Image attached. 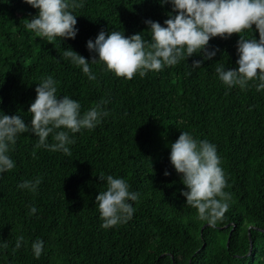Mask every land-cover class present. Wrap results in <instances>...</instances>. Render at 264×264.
Segmentation results:
<instances>
[{"label":"trees","instance_id":"1","mask_svg":"<svg viewBox=\"0 0 264 264\" xmlns=\"http://www.w3.org/2000/svg\"><path fill=\"white\" fill-rule=\"evenodd\" d=\"M77 3L83 7L71 10L75 38L56 37L51 43L25 27L38 9L25 0H0V116L19 115L30 127L35 89L48 76L56 81L57 97L76 100L81 115L97 104L107 113L93 129L69 132L75 141L67 145L71 155L37 148L39 138L31 131L10 144L15 167L0 173V264H264V90L257 91L258 78L244 89L229 87L216 72L219 65L238 68L240 35L259 40L255 25L211 38L206 47L217 50L211 59L194 53L128 80L109 71L87 41L94 42L102 30L120 31L140 33L147 45L146 21L166 26L176 14L173 5ZM69 48L89 61L95 80L63 57ZM195 60L203 61L199 68L192 66ZM182 132L215 145L220 157L227 181L223 191L231 198L214 226L186 203L182 174L171 164V143ZM46 143H56L53 134ZM109 175L125 179L137 200L129 201L135 209L131 219L105 229L95 197L107 190ZM36 178L41 182L35 192L18 187ZM36 240L43 241L39 258L32 249Z\"/></svg>","mask_w":264,"mask_h":264},{"label":"clouds","instance_id":"2","mask_svg":"<svg viewBox=\"0 0 264 264\" xmlns=\"http://www.w3.org/2000/svg\"><path fill=\"white\" fill-rule=\"evenodd\" d=\"M38 9V15L32 17L25 27L38 37L53 42L56 37L75 38L78 29L76 16L71 10L82 8L77 0H25ZM163 5L171 3L175 15L159 22L147 20L150 26L151 43L146 45L140 33L125 36L120 31L106 33L100 31L95 41L89 39L87 48L98 54L99 61L118 77L131 80L136 73L144 77L148 71H160L164 66H174L185 56L203 53L205 60L216 55L217 50L209 51L207 45L211 38H228L232 34H241L252 30L255 25L259 40L248 39L240 35L238 41L239 59L237 69L216 68L220 80L227 86L239 85L246 88L250 80L259 79L257 91L264 90V0H160ZM65 59H70L82 68L90 80L96 77L90 71L89 61L71 48L63 52ZM97 58H93L95 61ZM202 60L193 61V67L199 68ZM56 81L51 76L42 78L36 87V98L29 108L30 127L19 115L0 116V173L12 170L15 165L8 152L10 144L16 142L20 133L31 131L39 138L37 148L43 146L51 151H62L71 155L68 144L75 141L69 138V132L76 133L82 128L93 129L102 115L97 104L81 115V105L67 96L58 98ZM66 129L56 131L59 129ZM53 134L56 143L47 144V138ZM36 156L35 150L32 153ZM170 161L177 173L182 174V182L187 190L182 191L186 203L198 210V218L208 221L210 226L223 218L228 209L230 194L223 191L226 178L215 145L206 140H195L188 132H182L171 143ZM165 175H169L165 171ZM100 180L104 176L100 175ZM40 179L24 181L18 187L37 190ZM107 190L100 192L98 202L102 228H110L131 219L135 209L129 201L137 200V194L129 191V184L123 178L107 176ZM219 197V199H217ZM36 208L31 207V213ZM23 237H18L15 248L19 249ZM36 258L43 251V241L32 244Z\"/></svg>","mask_w":264,"mask_h":264},{"label":"water","instance_id":"3","mask_svg":"<svg viewBox=\"0 0 264 264\" xmlns=\"http://www.w3.org/2000/svg\"><path fill=\"white\" fill-rule=\"evenodd\" d=\"M205 226V225H204ZM203 226V227H204ZM202 227V228H203ZM202 230V229H201ZM230 234V233H229ZM252 250V240H251V238H250V236H249V251H248V253H250V251Z\"/></svg>","mask_w":264,"mask_h":264}]
</instances>
